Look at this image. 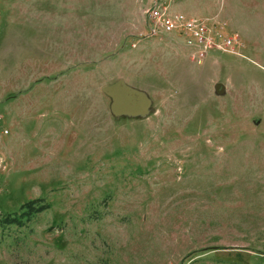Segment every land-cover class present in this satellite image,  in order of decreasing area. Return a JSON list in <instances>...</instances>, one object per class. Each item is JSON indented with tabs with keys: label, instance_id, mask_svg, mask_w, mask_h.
<instances>
[{
	"label": "rangeland",
	"instance_id": "1",
	"mask_svg": "<svg viewBox=\"0 0 264 264\" xmlns=\"http://www.w3.org/2000/svg\"><path fill=\"white\" fill-rule=\"evenodd\" d=\"M158 1L242 48L146 36ZM119 79L147 115L113 113ZM38 198L0 264H263L264 0H0V218Z\"/></svg>",
	"mask_w": 264,
	"mask_h": 264
},
{
	"label": "built area",
	"instance_id": "2",
	"mask_svg": "<svg viewBox=\"0 0 264 264\" xmlns=\"http://www.w3.org/2000/svg\"><path fill=\"white\" fill-rule=\"evenodd\" d=\"M147 18L146 36L178 35L197 63L206 61L211 53H237L238 47L243 46L241 35L228 30L226 24L217 26L205 18L173 10L166 1H158L148 9ZM260 256L264 258V251Z\"/></svg>",
	"mask_w": 264,
	"mask_h": 264
},
{
	"label": "water",
	"instance_id": "3",
	"mask_svg": "<svg viewBox=\"0 0 264 264\" xmlns=\"http://www.w3.org/2000/svg\"><path fill=\"white\" fill-rule=\"evenodd\" d=\"M216 89L218 93H223L225 85L217 83ZM102 91L111 98V109L117 116L137 117L145 116L150 112L151 98L149 95L145 91L131 86L124 79L103 86Z\"/></svg>",
	"mask_w": 264,
	"mask_h": 264
},
{
	"label": "trees",
	"instance_id": "4",
	"mask_svg": "<svg viewBox=\"0 0 264 264\" xmlns=\"http://www.w3.org/2000/svg\"><path fill=\"white\" fill-rule=\"evenodd\" d=\"M49 208L42 199H30L24 202L17 211L7 212L0 218L3 227L18 226L22 227L31 222L39 213Z\"/></svg>",
	"mask_w": 264,
	"mask_h": 264
},
{
	"label": "crops",
	"instance_id": "5",
	"mask_svg": "<svg viewBox=\"0 0 264 264\" xmlns=\"http://www.w3.org/2000/svg\"><path fill=\"white\" fill-rule=\"evenodd\" d=\"M173 9H175V8H173ZM175 10H177V9H175ZM189 14H190V13H188V15H189ZM190 16H194V15H191V14H190ZM195 17H196V16H195Z\"/></svg>",
	"mask_w": 264,
	"mask_h": 264
}]
</instances>
